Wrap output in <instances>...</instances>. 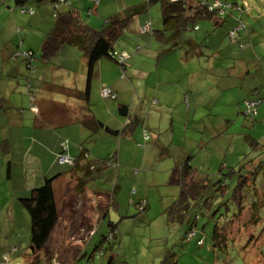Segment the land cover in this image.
Returning a JSON list of instances; mask_svg holds the SVG:
<instances>
[{
  "label": "crops",
  "instance_id": "crops-1",
  "mask_svg": "<svg viewBox=\"0 0 264 264\" xmlns=\"http://www.w3.org/2000/svg\"><path fill=\"white\" fill-rule=\"evenodd\" d=\"M69 1L79 21L100 30L101 22L85 20L82 10H87V15L90 10L93 15H100L109 6L108 0H100L97 6L93 0H79L78 4L75 0ZM233 2L239 4L241 11L233 9L225 18H201L195 24L196 29H189L193 34H183L174 48L158 41L154 35L149 40L151 43L121 36L119 40L125 47L117 41L115 51L126 56L125 66L111 59H101L95 67L90 100L86 102L79 97L87 83L88 60L82 51L65 46L53 57L43 58V43L52 27L45 33L40 31L41 37L32 35L31 31L38 28L39 20L42 21L43 14L48 12L41 10L38 18L39 12L34 15L20 12L15 0H0V232L5 230L6 236L13 233L11 238H5L6 242L7 238L10 241L2 251L4 254L16 247L14 234L21 233L22 229L26 231L31 225L19 199L47 178L60 175L54 182L55 191L69 179L71 174L61 173L62 167L58 163L64 140H69L68 153L74 159H78L80 147H83L94 162L115 155L117 166L113 168L120 169L125 156L140 149L137 142H150L145 126L153 120L161 126L156 124L158 135L153 134L150 147L158 142L167 149L161 156L166 161L163 165L166 172H171L185 161L197 166L198 147L205 151L215 136L221 134L220 127L213 125L206 127L203 135L198 132L191 135L188 129L180 133L177 124L191 126L213 116L216 104L232 107L236 115L232 120L236 122L238 116L243 115L241 105L246 100L264 98V66L261 61L257 63L259 52L245 49L246 45L256 42L264 52V18L247 3ZM79 4H82L81 11L77 8ZM34 5H47L53 10L48 2L40 5L32 1L25 6L32 9ZM59 9L65 11L67 7ZM188 14L193 15L194 11ZM244 17H247V23ZM240 19L246 29L239 33L238 42L233 43L229 32ZM201 21L207 23L200 24ZM144 24L139 22L141 27ZM18 26L30 30L19 33ZM154 40L157 46L153 44ZM28 52L33 53V71L27 66L28 59L23 57ZM19 53L21 56L17 58ZM56 56H64L65 64L53 63ZM69 57L78 62L74 68L68 63ZM56 73L65 78V82L55 80ZM103 87L112 88L118 99L103 98ZM222 116L227 115L223 113ZM229 116H233L232 113ZM169 125L171 136L165 132ZM107 127L121 133L110 134ZM161 127H164L163 131ZM163 135L166 138L159 139ZM194 135L199 139H193ZM179 136L185 137L184 142L176 140ZM100 146L106 150L103 155L97 151ZM171 147L179 151L172 150L170 154L168 148ZM153 149L159 153L158 147ZM220 155L216 157L220 159ZM199 159H203L205 166L212 161L206 155ZM3 186L7 187L5 192H2ZM93 198L97 204L104 203V211L95 206L97 213H104L107 195L97 194ZM97 223L92 224L91 234ZM32 259H28L27 264Z\"/></svg>",
  "mask_w": 264,
  "mask_h": 264
},
{
  "label": "rangeland",
  "instance_id": "rangeland-1",
  "mask_svg": "<svg viewBox=\"0 0 264 264\" xmlns=\"http://www.w3.org/2000/svg\"><path fill=\"white\" fill-rule=\"evenodd\" d=\"M108 1L109 6L101 11L100 15H87V10H82L85 20L92 19L101 22L98 31H101L106 26V22L117 14L132 16L122 38L134 37L140 43H151L149 41L151 35L143 36L139 33L140 21L144 24L147 20H152L154 31L163 30L160 1ZM236 1L247 3L255 8L254 11L258 12L259 16L264 18V0ZM75 3L78 4L79 0H75ZM81 5L77 6L79 11H81ZM32 9L35 13L39 12L38 18L41 16V10L48 12L43 14L42 21L39 20L38 28L31 31L32 35L41 37V32L45 33L49 31L47 28L53 27L54 11L49 6L47 8V5L42 7L34 5ZM246 19L247 17L243 18L247 23ZM83 23L86 24L85 21ZM204 23L201 21L200 24ZM18 27L20 28H18L19 33L30 30L26 31L22 26ZM192 32L188 30L184 34H193ZM257 42L260 43V40L257 39ZM118 43L125 47L123 41L118 40ZM153 44L158 45L155 40ZM245 49L258 51L257 63L260 64L261 61V65L264 66V52L259 44L250 43L245 46ZM20 56L19 53L17 58ZM73 59L72 57L68 59L72 68L78 63ZM53 60V63L65 64L64 56H56ZM54 76L55 80L60 79L65 82V78H60V74L56 73ZM216 105L213 116L201 119L191 126L185 124L176 126L180 133H185L188 129L191 135L195 132L203 135L206 127L211 125L220 127L221 131V134L218 137L215 136L212 143L206 146V152L198 147L199 152L195 160L198 165L193 166L194 173L198 178L206 179L208 185L205 188L199 186L200 192L188 202L184 214L173 210L179 197V190L170 186V172H166L163 166L166 161L161 155L166 153L164 150L166 148L160 146L158 142L150 147L153 134L158 135L156 124L161 126L160 123L151 120L150 125L145 126L149 130L150 142L144 141L143 144L142 140L137 142L140 149L134 153L128 152L129 155L125 156L120 169L111 167L103 172H95L87 184L90 190L88 194L76 193V177L72 178L73 175L65 179L60 188L56 190L60 219L45 249L39 254L40 264H264V104L257 107L258 115L255 121H252L251 118L245 116L247 115L245 109L248 106L244 102L241 105L244 107L243 115L238 116L239 119L236 122L232 120L236 116L233 114L232 107L224 108L223 104ZM50 107L54 108V106ZM223 113L227 116H222ZM231 113L233 116H229ZM164 125L162 123V126ZM161 130L163 131L164 127H161ZM170 131L171 126L169 125V129L165 132ZM207 131L209 133V130ZM170 134L168 133L169 136ZM194 137L199 139L197 135H194L193 139ZM165 138L163 135L159 139L164 140ZM176 140L184 142L185 137L179 136ZM155 147H158L159 153L155 152L153 149ZM114 149L117 150V147ZM168 149L170 154L172 150H175V153L179 151L176 147ZM97 151L103 155L106 150L100 146ZM219 153H221L220 159L216 157ZM180 155L183 156V153ZM203 155L212 158L208 166L203 164V159H199ZM252 159L261 164L257 166L259 167L257 180L249 188L244 187L245 193L241 192L243 194L242 205L246 206L241 210L240 201L233 198L238 176H230L228 168L239 172L246 165H250ZM60 166L62 167L60 168L61 173L66 174L70 171V166ZM221 166L225 173L223 182V186H227L225 191L218 185V182L223 179L220 172ZM6 190L7 187L3 186L2 192ZM93 194L107 195V208L104 213L96 212L98 210L95 206L103 210L104 203L101 201V206H99ZM259 194L260 198H258ZM144 201L147 202L145 210L141 206ZM253 204L256 205L260 223L249 227L250 232H248L246 226L251 223L250 208ZM240 211H242L241 215L233 218L235 214L239 215ZM24 212L31 222L27 211ZM177 214L185 216L186 219L184 217L183 221L182 217L173 216ZM172 216L173 219H171ZM193 220H196V229L199 234L189 239L187 235L190 222L195 224ZM96 221H98L95 228L96 236L90 238L89 226L93 228L92 224ZM24 230L22 229L19 234H14L13 241L19 252L14 255L13 248L5 251L7 259L2 251L8 247L10 241L7 238L6 242L5 238L7 236L11 238L13 233H8L6 236L5 230L4 233L0 232L1 264H27L28 259L32 258L31 225L26 231ZM215 232L219 236L227 234L228 240L216 243L213 239ZM200 238L204 239V246L197 244Z\"/></svg>",
  "mask_w": 264,
  "mask_h": 264
},
{
  "label": "trees",
  "instance_id": "trees-1",
  "mask_svg": "<svg viewBox=\"0 0 264 264\" xmlns=\"http://www.w3.org/2000/svg\"><path fill=\"white\" fill-rule=\"evenodd\" d=\"M18 7L21 9V12L24 14L34 15L35 11L27 6H25L29 2H35L37 4H43V3H50V7L53 8L54 14L53 17L54 25L44 40L43 43V58H51L57 52L65 47V46H72L80 51H82L83 55L88 60L87 65V83L86 88L83 92L80 93V98L86 102L90 100L91 95V87H92V81L94 79L95 75V67L97 63L103 59H111L115 61L117 64L121 65L122 67L125 66V55H118L115 51V45L117 41L122 36L123 32L127 29L130 21H131V15L127 16V14H117L110 18L106 22V26L101 30L97 31L90 27L89 25H86L79 21L76 14L72 10V4L69 0H65V4L59 3L60 0H15ZM161 2V11H162V19H163V30L155 32L153 30V23L152 20L146 21V23L141 27V29L146 26L147 23L151 24L152 31L149 33H142L144 35H154L158 41L165 42V44L171 45L172 48L175 47V45L178 44L180 38L184 34V32L188 31L191 28L196 27V22L198 20H201V18L209 17V18H225L227 15L232 14L233 9H238L241 11V7L237 2H233L230 0H158ZM219 1L224 5H231V8L229 10H226L225 14L220 15L218 12H210L209 6L207 4H213L214 2ZM203 2H206V5H203ZM195 3L196 6L193 4ZM66 6L67 10L61 11L59 9L61 6ZM95 5V4H94ZM97 6V5H95ZM189 11H194L193 15H189ZM90 15H93V10L89 11ZM241 25L243 27H241ZM239 28V30L236 32V35L234 39L230 36L231 31H233L235 28ZM196 29V28H195ZM246 29V25L243 22L242 19L238 21V24L236 27H234L229 32V38L233 43L238 42V35L240 32L244 31ZM243 46V45H242ZM33 53L28 52L23 57L28 59V68L30 71L34 70V67L31 63V57ZM30 61V62H29ZM104 88H108L112 91V93L116 96V98H106L102 97L111 101H116L118 99V94L110 87H103L102 92ZM33 100V99H32ZM253 101L258 102L259 105L264 104V98H260L258 100L248 99L245 101V103ZM34 103V101L32 102ZM32 107H35L34 104H32ZM257 106V107H258ZM256 107L255 113H252L251 115H245L252 119V121H255L257 115H258V109ZM247 111V109H245ZM106 131H108L110 134H120L121 132H117L114 130L109 129L108 127L105 128ZM124 133V132H122ZM145 139L148 140V136L146 134ZM67 145L66 153H68L69 148V140H64L61 143V152L58 156V163L59 158L61 157V154H65V151L62 148V144ZM80 155L78 159H74L72 156L71 158L74 160L73 165L70 166V171H68L67 174L73 175L76 177V186L75 190L77 194L83 195L88 194V181L90 178H93V174L95 172H103L107 168H113L117 166L116 163V156H109L103 160H100L99 162H94L93 160H90V156L87 153V151L80 147ZM69 154V153H68ZM261 163L259 161H256L255 159H252L250 161V165H246V167H242L243 169L239 172H236L233 168H228L230 171V176H238V180L236 181V186L233 191V198L237 201H240V208L241 210L245 207L242 205V195L241 192H244V187L247 188L250 187L251 184H254L255 180H257L258 177V171L259 166ZM62 165V164H60ZM67 165V164H66ZM245 169V170H244ZM194 167L191 165L190 162L185 161L181 165L175 167L170 172L169 177V184L170 186L176 187L179 190V197L178 200L175 202V205L173 207V210L177 213L186 212L188 202L192 199V197L196 196L200 190L199 186L202 188H205L208 185V181L203 178H198L197 175L194 173ZM221 176L223 177L222 180L218 182L219 188L224 189L227 186H223V182L225 181L224 176L225 173L223 171V166H221L220 169ZM243 173V175H241ZM60 175L55 176L53 178H47L45 179L44 183L38 187L33 188L27 196L21 197L19 199L21 205L23 208L27 211V213L30 216L31 219V248H33V259L30 264H40V258L39 254L43 252L45 249L49 239L51 238L55 228L57 227V224L59 222V209L57 205V197H56V191L54 188V182L56 179H58ZM118 187V186H117ZM116 187V188H117ZM202 191V190H201ZM258 198H260V194L258 195ZM247 200V199H246ZM254 201V200H251ZM141 206L142 209L147 208V202H142ZM242 211H240L239 215H234L233 218H238L241 215ZM250 215H251V223L247 225V231L249 227H253L254 224L260 223V216L258 214V211L256 209V205L253 204L252 208H250ZM175 217H182V220L184 221V217L182 215H173ZM171 217L173 219L174 217ZM186 219V217H185ZM194 221V220H193ZM196 221V220H195ZM194 221V222H195ZM190 222V221H189ZM91 231V226H89L88 231ZM95 231V230H94ZM250 232V231H248ZM96 232H93L91 235L94 237ZM199 234L198 230L196 229V222L195 224L193 222H190V229L188 232V238L193 239ZM253 233H251L252 235ZM214 241L217 243H223L228 240L227 234H217L214 233L213 237ZM251 240V239H250ZM199 246H204V239L200 238L197 242ZM226 247V246H225ZM13 254H17L19 252V249L17 247H14L12 250ZM5 259H7V254H4Z\"/></svg>",
  "mask_w": 264,
  "mask_h": 264
},
{
  "label": "built area",
  "instance_id": "built-area-1",
  "mask_svg": "<svg viewBox=\"0 0 264 264\" xmlns=\"http://www.w3.org/2000/svg\"><path fill=\"white\" fill-rule=\"evenodd\" d=\"M94 1V4L95 5H98L100 0H93ZM173 1H178V0H173ZM59 3H63L65 4V0H60ZM207 3L206 2H203V5H206ZM209 6V11L210 12H218L220 15H223L225 14L226 10H229L231 8V5H224L222 4L221 2L219 1H216L214 2L213 4H207ZM241 27H243L241 25ZM240 26L238 28H235L233 31H231L230 33V36L232 37V39H234L235 35H236V32L239 30ZM152 31V28H151V24L150 23H147L146 26H144L142 29H141V32L142 33H149ZM103 96L106 97V98H116V96L112 93V91L108 88H104L103 89V92H102ZM259 105L258 102H253V101H249L247 102V115H251L252 113H255L256 111V107ZM33 110H36V108H33ZM62 148L63 150L65 151V154H61V157L59 158V162L60 164L62 165H73L74 164V160L71 158V156L66 153V150H67V145L66 143L65 144H62Z\"/></svg>",
  "mask_w": 264,
  "mask_h": 264
},
{
  "label": "water",
  "instance_id": "water-1",
  "mask_svg": "<svg viewBox=\"0 0 264 264\" xmlns=\"http://www.w3.org/2000/svg\"><path fill=\"white\" fill-rule=\"evenodd\" d=\"M32 250H33V248H32Z\"/></svg>",
  "mask_w": 264,
  "mask_h": 264
}]
</instances>
